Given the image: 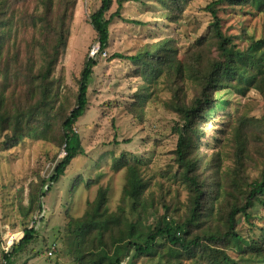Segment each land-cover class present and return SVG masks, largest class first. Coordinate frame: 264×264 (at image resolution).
Segmentation results:
<instances>
[{
    "label": "trees",
    "instance_id": "obj_1",
    "mask_svg": "<svg viewBox=\"0 0 264 264\" xmlns=\"http://www.w3.org/2000/svg\"><path fill=\"white\" fill-rule=\"evenodd\" d=\"M20 1L0 0L1 146L9 151L26 140L55 142L59 138L66 152L51 177L42 180L40 191L30 198L28 213L33 216L43 210L42 199L51 186L83 152L74 127L88 109L89 81L97 61H85L76 106L66 113L64 104L58 106L62 80L55 73L67 50V23L78 0H42L40 14L22 15L19 23L37 34L27 46L25 57L16 40L11 44L17 30L14 6ZM137 1L141 0H117V11L109 15L114 0H100V7L88 21L102 50L109 47L114 19L139 24L122 16L125 4ZM153 1L161 6L165 22L177 23L194 0ZM221 7L241 15L264 16V0H217L205 9L213 18L208 32L195 41L183 60H179L174 35L154 42L151 34L150 42L137 54L110 58L131 62L143 78L145 86L130 110L137 118H143L161 80L172 93L164 104L178 118L173 129L178 142L176 164L169 167V173L188 193L185 211L180 215L177 204H157L147 195L148 183L141 176L138 158H115L113 170L128 171L122 204L116 212H110L109 191L102 187L81 218L69 216L65 231L71 241V264H124L128 259L130 264L140 259L149 264H264V225L251 222L252 212L264 209V118H250L238 110L227 141L228 153L200 151L206 133L202 123L219 104L216 94L230 90L246 96L255 90L264 100V35L256 38L247 28L241 36L228 35L218 15ZM244 43L246 47L241 49L239 44ZM60 121V134L56 136ZM217 141L219 149L224 140ZM228 160L232 163L229 167ZM256 170L259 177L253 179L251 174ZM152 214L154 222L150 221ZM241 218L250 226L247 234L239 231ZM27 226L12 252L4 254L6 264L18 248L36 239L37 232Z\"/></svg>",
    "mask_w": 264,
    "mask_h": 264
},
{
    "label": "rangeland",
    "instance_id": "obj_2",
    "mask_svg": "<svg viewBox=\"0 0 264 264\" xmlns=\"http://www.w3.org/2000/svg\"><path fill=\"white\" fill-rule=\"evenodd\" d=\"M116 1L114 0L109 15L117 11ZM214 1L217 0H194L177 23L165 22L160 15L161 6L153 0L125 4L123 18L135 20L140 25L119 18L114 19L111 24L110 44L105 50L108 57L96 60L97 65L89 81V106L74 127L80 136L83 152L73 159L64 176L43 197L44 220L36 231L37 237L26 247L20 250L18 248L11 256L10 264H71V241L65 231L69 216L81 218L88 203L95 200L102 187L109 191L110 212H116L122 204L128 171L126 168L113 170L115 158H138L141 176L148 183L147 195L153 197L157 204L162 201L177 204L179 214L182 215L187 206L188 193L169 173V167L176 164L174 152L178 142V136L173 131L178 118L169 113L164 104L172 93L161 80L154 89V97L143 111V118H137L136 113L133 114L130 110L145 86L143 78L136 74L137 69L131 62L110 61V58L115 54L133 56L150 39L157 42L174 35L179 60H183L188 50L194 48L195 41L208 32L213 18L205 9ZM100 5V0H78L72 12L73 17L67 23L70 30L67 50L57 67L55 77L62 80L61 101L58 106L64 104L68 114L76 106L84 63L89 59L91 46L98 41L88 20ZM14 8L17 30L16 38L12 37L11 44L16 40L25 57L27 46L37 34L31 27L19 23V20L25 14H40L43 11L42 0H23ZM218 15L222 19L223 31L228 35L241 36L243 28H247L256 38L264 35V16L260 14L241 15L228 7H221ZM239 47L243 49L246 44H239ZM36 56L38 57L37 52ZM187 84L191 83L186 82ZM189 96L192 94L189 93ZM216 98L219 104L207 121L202 123L206 133L200 143V151L212 154L221 150L227 154V141L237 111L250 118L262 119L264 100L255 90L246 96L236 95L228 90L216 94ZM60 123L61 121L56 127V136L60 134ZM222 139L225 146L217 149V140ZM2 141L3 138L0 137V264H5L4 254L11 246L10 238L21 234L31 220L32 215L28 213L30 198L40 191L42 180L51 177L57 162L64 155L65 147L56 138L55 142L26 140L5 151L1 146ZM227 164L229 167L232 163L228 160ZM259 173L258 170L253 171L251 176L256 179ZM73 184H77L75 190ZM128 206L130 208L129 201ZM159 212H163L161 206ZM152 216L154 219L151 217L150 221L154 222L156 218L155 215ZM252 216V223L264 225L262 207L255 209ZM141 229L145 230V225ZM249 229L250 226L241 218L239 231L247 234ZM22 238L19 235V240L12 248ZM50 252H53V256H49ZM124 264H130V259ZM137 264L149 263L140 259Z\"/></svg>",
    "mask_w": 264,
    "mask_h": 264
},
{
    "label": "built area",
    "instance_id": "obj_3",
    "mask_svg": "<svg viewBox=\"0 0 264 264\" xmlns=\"http://www.w3.org/2000/svg\"><path fill=\"white\" fill-rule=\"evenodd\" d=\"M88 57H89V59H92V60L96 61L98 58H107L108 57V54H107V52L105 50H102L101 49V43H100V41H96L91 46V50H90V53H89V56ZM65 155H66V152L64 150V155L61 156V158H63ZM44 213H45V210L43 209L41 212L36 213L35 215H33L32 218H31V220H30V222H29V224H28V226H27V229L28 230H35V231H37L40 228V226L42 224V221L44 220ZM23 234H24V231L21 234H17L15 236H13L12 238H10V240H11V246L6 251V253H9L10 252L12 246L19 240V235L21 237H23ZM49 256H53V252H50L49 253Z\"/></svg>",
    "mask_w": 264,
    "mask_h": 264
}]
</instances>
